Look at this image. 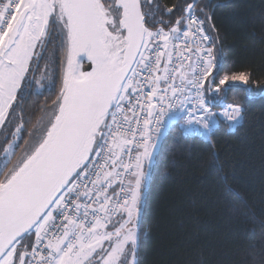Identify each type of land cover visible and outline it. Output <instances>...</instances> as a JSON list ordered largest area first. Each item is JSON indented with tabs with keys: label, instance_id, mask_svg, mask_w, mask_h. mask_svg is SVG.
<instances>
[{
	"label": "snow or ice",
	"instance_id": "snow-or-ice-1",
	"mask_svg": "<svg viewBox=\"0 0 264 264\" xmlns=\"http://www.w3.org/2000/svg\"><path fill=\"white\" fill-rule=\"evenodd\" d=\"M226 66L199 0H0V264H140L172 131L238 128L228 94L264 92Z\"/></svg>",
	"mask_w": 264,
	"mask_h": 264
},
{
	"label": "trees",
	"instance_id": "trees-1",
	"mask_svg": "<svg viewBox=\"0 0 264 264\" xmlns=\"http://www.w3.org/2000/svg\"><path fill=\"white\" fill-rule=\"evenodd\" d=\"M178 2L183 0H161L169 6ZM199 3L219 30L226 71L250 73L264 83V0ZM233 100L244 108L238 128L218 122L206 140L174 130L164 144L145 192L140 264H251L261 259L264 94L253 84L247 95L229 93L227 102Z\"/></svg>",
	"mask_w": 264,
	"mask_h": 264
},
{
	"label": "built area",
	"instance_id": "built-area-1",
	"mask_svg": "<svg viewBox=\"0 0 264 264\" xmlns=\"http://www.w3.org/2000/svg\"><path fill=\"white\" fill-rule=\"evenodd\" d=\"M200 1H202V0H199V2H200ZM181 131H182V134H183L184 136H189V137L197 138V139H200V140L205 139L203 136L196 135L195 133H188L187 135H185V134H184V131H183V130H181ZM205 140H206V139H205Z\"/></svg>",
	"mask_w": 264,
	"mask_h": 264
},
{
	"label": "rangeland",
	"instance_id": "rangeland-1",
	"mask_svg": "<svg viewBox=\"0 0 264 264\" xmlns=\"http://www.w3.org/2000/svg\"><path fill=\"white\" fill-rule=\"evenodd\" d=\"M263 94H264V92H263Z\"/></svg>",
	"mask_w": 264,
	"mask_h": 264
}]
</instances>
